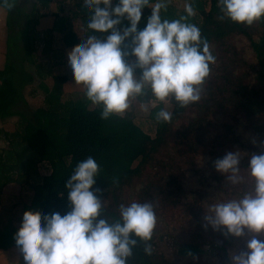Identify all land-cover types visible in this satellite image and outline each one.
Segmentation results:
<instances>
[{
	"label": "trees",
	"instance_id": "obj_1",
	"mask_svg": "<svg viewBox=\"0 0 264 264\" xmlns=\"http://www.w3.org/2000/svg\"><path fill=\"white\" fill-rule=\"evenodd\" d=\"M173 1L185 3V0H171L162 13L169 20L185 14L184 8H178ZM116 2L113 0V6ZM54 3L55 0H15L11 8L0 7L7 14L5 64L0 68V121L17 119L12 132L0 128V142L4 143L0 147V203L8 186L16 185L30 195L17 225L0 230V252L16 250L14 234L25 211L41 216L57 212L64 215L70 211L64 185L76 164L89 156L100 166L93 190L104 201L106 217H116L119 204L130 203L124 193L137 182L142 188L137 192L136 201L154 204L158 224L159 206L166 209L179 204L181 164L192 166L193 159L203 157L215 181H220L222 176L214 170L213 162L225 153L236 150L249 156L264 154V19L247 27L236 25L219 18L216 0H193L195 15L189 22L200 27L216 62L211 65V74L203 85L201 101L180 108L169 100L173 117L168 123L156 120V114L165 109L164 103L156 102L143 123L149 127L148 133L131 112L103 120L100 109L86 99L62 101L63 87L69 77L44 72L48 65L39 61L38 47L43 44L42 54L58 56L53 66H62L64 51L79 47L88 35L85 27L91 13L83 9L82 0H62L52 10ZM148 15L150 9L145 8L138 30L145 27L143 17ZM48 18L53 20L52 25L41 34L40 23ZM126 26L127 21H122L120 27ZM90 34L103 38L98 33ZM235 37L249 43L254 58L252 65L235 58L228 44ZM53 41L62 50L52 49ZM27 67L33 68L34 73ZM136 75H140L139 70ZM48 78L52 80L51 87L45 84ZM35 79L40 81L43 104L26 110L24 89L33 85ZM135 101L148 104L153 100L149 93ZM227 111H231L234 123L219 120V114ZM239 119L244 121L250 136L261 143L260 147L246 145L238 132ZM170 146L171 152L163 155ZM184 159L186 163L182 162ZM246 159L241 161V174H246ZM41 166L47 167V175H40ZM205 237L206 233L199 231L191 242L179 244L178 255L204 260ZM161 238L163 235L160 236L156 225L150 242L152 254L146 255L145 245L138 242L128 264H179L158 251L156 240ZM216 238L221 241L220 245L213 243L212 239ZM231 240L232 237L221 231L212 234L210 243L216 250V264H231Z\"/></svg>",
	"mask_w": 264,
	"mask_h": 264
},
{
	"label": "clouds",
	"instance_id": "obj_2",
	"mask_svg": "<svg viewBox=\"0 0 264 264\" xmlns=\"http://www.w3.org/2000/svg\"><path fill=\"white\" fill-rule=\"evenodd\" d=\"M14 2L0 0V7L11 8ZM170 2L117 0L113 6V0H82L83 9L91 13L85 27L88 35L68 53V69L85 99L100 109L101 119L124 116L133 100L149 93L153 102L171 100L180 108L201 101L216 57L200 27L189 22L195 15L193 0H185V14L172 20L162 16ZM216 4L219 18L236 25L247 27L264 19V0H216ZM145 8L150 15L143 17L145 27L138 30ZM122 21H127L126 27H120ZM172 117L164 108L156 114V120L164 123ZM245 157L251 189L237 199L210 204L204 221L213 231L234 239L252 237L244 251L231 256V264H264V154L229 151L213 162V168L232 186H239L245 179L241 175ZM99 173L92 156L76 164L64 185L70 208L66 214L24 212L14 234L23 264H128L138 242L145 245L146 255L152 254L154 204L121 203L116 217H106L104 201L93 190Z\"/></svg>",
	"mask_w": 264,
	"mask_h": 264
},
{
	"label": "rangeland",
	"instance_id": "obj_3",
	"mask_svg": "<svg viewBox=\"0 0 264 264\" xmlns=\"http://www.w3.org/2000/svg\"><path fill=\"white\" fill-rule=\"evenodd\" d=\"M24 0H21V2ZM62 0H55V3L51 6L52 10H55L56 3ZM172 3H175L174 1ZM178 8H184V3H175ZM6 11L0 9V68H3L5 64L4 52H5V38H6ZM53 20L48 18L41 21L38 30L41 34L49 29L52 25ZM78 29V28H77ZM44 37V36H42ZM83 41H81V44ZM230 47L235 53V58L240 61H244L245 65H252L254 62L253 53L249 46V43L242 38H232L229 43ZM52 49L55 51L60 50L62 47L56 41H53ZM43 44L38 47L37 55L39 61L48 65L44 68V72L52 75H65L69 77V81L63 87V98L62 101H77L85 99L84 91L82 87L75 86V82L72 78V74L68 69V53L73 49L65 50L64 56L65 61L62 66H53L56 63L58 56L55 54L47 53L42 54ZM62 50V49H61ZM27 70L34 73L33 68L27 67ZM33 85L27 86L24 89V96L27 102L26 110H34L43 104V94L39 89L40 81L34 80ZM48 87L52 86L51 78L45 81ZM156 102H149L148 104H139L135 100L131 102V106L127 112H131L136 122L144 127V130L148 132L149 127L143 123L147 118L150 109L156 106ZM166 110H171V105L164 103ZM220 121L230 122L233 118L231 111L219 114ZM240 120V121H239ZM237 128L238 132L243 137L246 145H254L252 148L261 146V143L256 141L250 136L248 131L243 126V120L239 119ZM17 119L11 118L3 122L0 121V128L5 131L12 132L15 129V123ZM148 129V130H147ZM150 133V131L148 132ZM4 143L0 142V147H3ZM172 146L165 149V155L167 152H171ZM236 151V150H235ZM163 160H166L165 158ZM186 163L185 159L182 160ZM46 166L40 167V175L44 176L48 174ZM181 172L183 174V180L179 181L182 195L179 199V204L175 207L159 206V218L161 220L157 224V229L160 231V236L163 238L157 239V249L162 252L167 258L177 261L179 264H188L193 262L195 264H216L218 259L216 256L215 248L212 249L211 237L212 234H216L219 231H213L210 226H207L204 221V212L207 213L210 204L218 201H227L237 199L244 194V192L251 189V181L247 178L246 174H241L245 177L244 182L239 186H232L226 178H221L220 181H215L216 177L208 170L207 160L205 158L193 159V165L187 166L181 164ZM141 186L139 183H135L133 186L127 188L124 193V198L128 201H136L137 187ZM30 195L16 185L8 186L4 189L0 203V230H7L9 226H16L20 217L21 211L24 204L29 201ZM199 231L206 233V242L202 245L204 251V260L182 258L178 255V245L182 243L191 242L197 237ZM252 237L245 235L240 239L232 238L233 246L229 248V259L233 254H238L245 250L246 243ZM261 238V237H257ZM214 244L220 245L219 239H212ZM211 242V243H210ZM0 264H23V261L19 253L12 249L9 252H0Z\"/></svg>",
	"mask_w": 264,
	"mask_h": 264
}]
</instances>
